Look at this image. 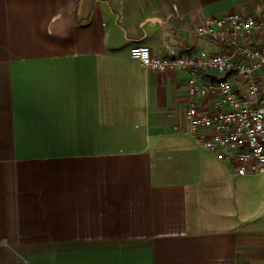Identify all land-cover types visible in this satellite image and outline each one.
Listing matches in <instances>:
<instances>
[{"label": "crops", "instance_id": "0c3cea01", "mask_svg": "<svg viewBox=\"0 0 264 264\" xmlns=\"http://www.w3.org/2000/svg\"><path fill=\"white\" fill-rule=\"evenodd\" d=\"M263 8L0 0V264H264V173L189 132L188 72L129 56L217 51L197 24Z\"/></svg>", "mask_w": 264, "mask_h": 264}, {"label": "built area", "instance_id": "2783aa9c", "mask_svg": "<svg viewBox=\"0 0 264 264\" xmlns=\"http://www.w3.org/2000/svg\"><path fill=\"white\" fill-rule=\"evenodd\" d=\"M263 20L264 8L259 17L230 12L197 24L196 35L214 42V52L159 57L144 44L129 49L151 70L188 72V130L236 175L264 173V43L253 41Z\"/></svg>", "mask_w": 264, "mask_h": 264}]
</instances>
